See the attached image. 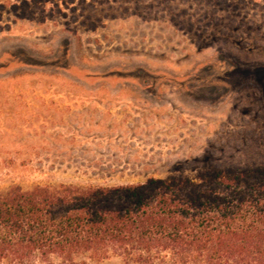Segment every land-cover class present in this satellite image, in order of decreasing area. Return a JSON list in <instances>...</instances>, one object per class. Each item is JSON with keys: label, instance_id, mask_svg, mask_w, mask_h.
<instances>
[{"label": "rangeland", "instance_id": "1", "mask_svg": "<svg viewBox=\"0 0 264 264\" xmlns=\"http://www.w3.org/2000/svg\"><path fill=\"white\" fill-rule=\"evenodd\" d=\"M50 7L0 19L1 191L264 162V1Z\"/></svg>", "mask_w": 264, "mask_h": 264}, {"label": "trees", "instance_id": "2", "mask_svg": "<svg viewBox=\"0 0 264 264\" xmlns=\"http://www.w3.org/2000/svg\"><path fill=\"white\" fill-rule=\"evenodd\" d=\"M58 5L0 0V19L7 12L24 21ZM109 255L134 264H264V162L195 177L0 190V264H102Z\"/></svg>", "mask_w": 264, "mask_h": 264}]
</instances>
